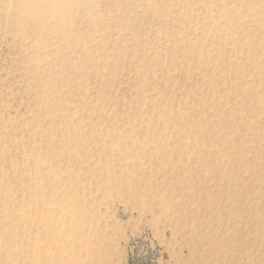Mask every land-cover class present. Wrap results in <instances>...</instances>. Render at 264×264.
I'll return each instance as SVG.
<instances>
[{"label": "rangeland", "instance_id": "obj_1", "mask_svg": "<svg viewBox=\"0 0 264 264\" xmlns=\"http://www.w3.org/2000/svg\"><path fill=\"white\" fill-rule=\"evenodd\" d=\"M251 1L100 0L97 21L92 18L90 25L82 13L89 7L80 8L68 35L42 40V50L33 45L38 40L29 29H16L19 18L0 11V166L13 190L17 183L8 157L24 170L22 184L28 176H42L33 187L41 210L33 225L42 226L44 220L48 229L60 228L59 219L45 221L50 203H63L72 190V203L104 236L99 240L108 249L109 264H206L218 256L230 258L228 264H264V229H259L260 240L255 237L256 223L264 222V205L199 210L195 202L207 206L221 197L188 199L187 192L174 193L172 188L185 186L174 167L188 166L183 152L193 145L173 139L172 128L161 125L174 123L185 132L199 123L221 148L234 134L228 159L260 174L244 177L248 202L264 196V157L257 151L264 147V137L258 139L264 135V0L262 5ZM6 6L0 0V10ZM81 59L90 65L77 73L64 71ZM42 81L71 86L50 87V99L57 103L43 118L66 116L74 108L84 129L67 130L61 118L49 153L39 156L34 148L44 145L40 134L50 130L35 120L37 100L30 87ZM166 140L168 147L152 151ZM163 153L170 154L165 163L156 157ZM205 158L206 166L213 163ZM38 162L43 166L37 168ZM217 169L225 171L222 165ZM194 178L198 186L207 178L200 187L205 193L226 188L204 171ZM60 180L62 187L57 186ZM157 193L165 197L166 216L151 204ZM6 210L0 203V213ZM187 210L194 219L182 213ZM240 214L247 215L245 226L228 225ZM243 239L245 246L238 242Z\"/></svg>", "mask_w": 264, "mask_h": 264}, {"label": "bare ground", "instance_id": "obj_2", "mask_svg": "<svg viewBox=\"0 0 264 264\" xmlns=\"http://www.w3.org/2000/svg\"><path fill=\"white\" fill-rule=\"evenodd\" d=\"M98 1L100 0H6L7 6L0 11L7 10L9 13L11 12L10 14H12L14 18H19L20 21L15 23L16 29L18 31H28L25 29H29L32 39L38 40V43H34L33 45L42 50V40L45 42V40L49 38L60 39L61 37H66L68 35L69 29L74 26L73 22L76 15L80 13V8L89 7L88 11H82V13L90 19L89 23L91 25V19L94 18L96 20L95 8H97L96 3ZM262 1L263 0H252L249 4L262 5ZM252 10L253 9H250L248 11V17L252 15ZM75 53L76 52H73V54ZM87 62L88 59H81L78 63L79 65L68 66L64 68V71L71 70L77 73L79 70H84L90 65V61ZM58 74L59 72H57L56 76H58ZM79 76L83 77L82 74H79ZM60 85H66L68 88H71V86L60 81H42L39 86L30 87V90L34 92L33 95L37 100L35 107L37 114L35 120H41V122L45 123V126L50 130V133L48 131V135L43 136V134H40L44 145H36L34 148L35 153L37 152L39 156L49 153L50 146L47 145L50 144L60 133L57 131L59 128H56V124H58V121H60L61 118L66 121L65 126L67 130L78 133L84 129L82 118L76 116L77 111L74 108H68L69 110L66 116L61 117L56 115L55 118H43L48 111L54 112L57 103L56 99L54 102L51 101L52 97L49 92L50 87L56 89ZM244 87L249 86L244 85ZM262 97L264 99V96ZM84 100H86V98L82 97L83 103ZM62 104H68V102ZM262 110L264 109L262 108ZM216 121H220V119ZM161 125L166 129L172 128L175 135V137H172L173 139L184 140L187 143L192 144V150H195L189 152L186 150L183 152V155L188 160L186 163L188 166L174 167L176 171L175 173L181 176L180 179H182L185 184L182 188H172L171 190L174 193L187 192L186 197L188 199H194L193 197L196 194L200 195L202 199L207 200L213 198L214 195L221 197V200L218 201V203L212 204L211 202H208L207 206L204 203L200 204L195 202L200 205L198 207L199 210L207 209L212 211L218 209L220 206L226 207L230 210H236L239 206L244 205L245 203H252L254 206L256 204L264 205V196L259 194L255 196V200L248 202L246 192L242 185L245 183L246 179H244V177L246 174H253V176L260 174H258V172L250 165L228 159L231 158V156L227 155H229V146L231 147L234 143V134L228 136L230 140H228L226 147L221 148L219 146L215 147L213 141L207 137L208 134L205 132L206 129H204V126L199 123H191L185 132L177 131V126L174 123L168 124L165 121V123H162ZM147 136H150V132L147 133L146 137ZM66 137H69V135L67 134ZM263 137L264 135L258 139H262ZM223 139H226V137L223 136ZM170 143L171 142L167 140L162 143L159 142L152 151H157L158 148H166ZM188 146L186 148L190 149ZM2 148H6L5 143ZM178 148L180 149V147ZM53 151L59 152L61 150L55 147ZM257 151L259 155L264 157V147H260ZM244 152H246V150H244ZM1 155L4 159L5 154L3 153ZM179 156L183 157L182 153H180ZM156 157L158 160L164 161L165 163L166 160H169L170 154L163 153ZM205 157L211 158L213 163H209L206 166ZM7 160L10 162L9 164L14 171V176L11 179L17 183V186H15V190H13L11 186L8 185L10 177L4 166H0V203L7 209L4 212V215L0 213V264H109L108 249L100 243L101 239L103 241L104 236L102 235L101 237V235L98 236V234L95 233L97 229L91 226L93 223L88 221L84 211L72 203L71 200H74L72 190L64 195L63 203H50L52 209L49 210V212L47 211L50 215L45 221H47V223H55L57 222V219H59L61 220L60 228L55 229V227L52 226L48 229V226L44 225V220L42 221L43 223H41L42 226L33 225V223H38L35 218H37L41 212L39 201L37 200L38 193H33V187L40 181V179H42V176L40 174L28 176L25 184L24 182L22 184L19 175L23 173L24 170H22V167L18 165L19 163L16 162L13 157H8L6 161ZM190 161H193V163L195 162L197 166L193 168ZM36 165L37 168L43 166L41 162H38ZM221 165L225 167V171L219 172L217 168ZM208 166H213L214 169L209 171ZM104 167L108 168L110 165L105 164ZM202 171H204L212 181H221L226 184V188L224 190L216 188L214 194L209 191L205 193L200 187L206 184L207 178L203 183L200 181L199 186L194 180L196 174H199ZM233 171H236V173ZM25 172H29V170L25 169ZM236 178L240 179L238 184L234 183ZM65 184L66 182H63V186ZM57 186L62 187L61 180L57 182ZM197 187H199L200 192L194 193L190 191L191 188ZM196 199L197 198H195V200ZM164 203L165 197L157 193L151 204L157 207L160 206V212L164 213L166 216L168 212L165 209ZM182 213H184L187 218H195L194 212L191 217L189 210ZM239 216L240 217H237L239 218V221L229 219L228 225H235L236 223L239 227L245 226L247 215L244 216L243 214H240ZM63 217H69L71 221H63ZM207 224L209 223L207 222ZM210 225L214 226L212 223H210ZM260 228L264 229V222L259 221L256 223L255 237L258 240L261 239V235L259 234ZM238 242L243 243V246H245L246 240L243 239ZM232 243L236 245V242L233 239ZM19 246L22 247V250H18ZM7 251L10 252L9 255L6 254ZM229 260L230 258L228 257L218 256L213 258L211 263L206 262L205 260L204 262L206 264H228L227 262H229Z\"/></svg>", "mask_w": 264, "mask_h": 264}]
</instances>
